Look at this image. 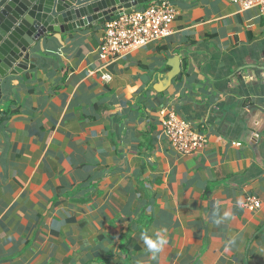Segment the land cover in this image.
I'll list each match as a JSON object with an SVG mask.
<instances>
[{"label": "crops", "instance_id": "crops-1", "mask_svg": "<svg viewBox=\"0 0 264 264\" xmlns=\"http://www.w3.org/2000/svg\"><path fill=\"white\" fill-rule=\"evenodd\" d=\"M167 1L164 38L106 62L105 23L47 33L3 79L0 264H264V15ZM170 112L202 149L176 150ZM216 207L232 219L212 225ZM161 229L153 260L140 233Z\"/></svg>", "mask_w": 264, "mask_h": 264}, {"label": "water", "instance_id": "water-1", "mask_svg": "<svg viewBox=\"0 0 264 264\" xmlns=\"http://www.w3.org/2000/svg\"><path fill=\"white\" fill-rule=\"evenodd\" d=\"M150 1L0 0V103L3 79L35 67L30 51L40 37L105 23ZM175 76L180 73L175 72L170 78Z\"/></svg>", "mask_w": 264, "mask_h": 264}, {"label": "built area", "instance_id": "built-area-1", "mask_svg": "<svg viewBox=\"0 0 264 264\" xmlns=\"http://www.w3.org/2000/svg\"><path fill=\"white\" fill-rule=\"evenodd\" d=\"M242 9L259 7L264 15V0H231ZM178 10L169 1L151 3L144 9L114 17L105 22V34L100 46V57L109 61L132 49L149 42L164 38L172 33L171 24L176 19ZM103 79L110 80L111 75L104 74ZM166 137L182 154H194L202 149L207 138L201 131L192 128L191 123L170 112L164 121ZM246 206L256 210L261 207L258 197L249 196Z\"/></svg>", "mask_w": 264, "mask_h": 264}, {"label": "clouds", "instance_id": "clouds-1", "mask_svg": "<svg viewBox=\"0 0 264 264\" xmlns=\"http://www.w3.org/2000/svg\"><path fill=\"white\" fill-rule=\"evenodd\" d=\"M232 219L229 210L216 207L210 214V223L214 226H221ZM235 237L229 240V245L235 243ZM140 240L143 243L144 250L156 260L158 255L169 243L165 230L143 231L140 233Z\"/></svg>", "mask_w": 264, "mask_h": 264}, {"label": "trees", "instance_id": "trees-1", "mask_svg": "<svg viewBox=\"0 0 264 264\" xmlns=\"http://www.w3.org/2000/svg\"><path fill=\"white\" fill-rule=\"evenodd\" d=\"M146 5V4H145Z\"/></svg>", "mask_w": 264, "mask_h": 264}]
</instances>
